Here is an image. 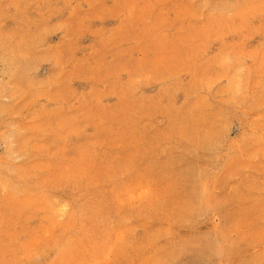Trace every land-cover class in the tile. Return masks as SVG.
Here are the masks:
<instances>
[{"label":"rangeland","instance_id":"1","mask_svg":"<svg viewBox=\"0 0 264 264\" xmlns=\"http://www.w3.org/2000/svg\"><path fill=\"white\" fill-rule=\"evenodd\" d=\"M0 264H264V0H0Z\"/></svg>","mask_w":264,"mask_h":264}]
</instances>
